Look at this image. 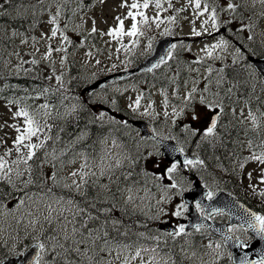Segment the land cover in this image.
Returning <instances> with one entry per match:
<instances>
[{"label": "rangeland", "instance_id": "rangeland-1", "mask_svg": "<svg viewBox=\"0 0 264 264\" xmlns=\"http://www.w3.org/2000/svg\"><path fill=\"white\" fill-rule=\"evenodd\" d=\"M132 2L133 0H103V2L101 0H26L22 4V11L15 13L17 17H25L24 30L2 24V27H8L14 40L12 47L0 46L2 67L12 73H19L26 69L42 71L48 82L58 88L67 89L70 79L64 75L68 68L64 50L71 43H73L70 49L72 57L92 80H96L129 67L132 59L149 51L154 41L161 36L160 34H165L164 31L176 33L178 30L182 35H193V37L175 44L170 59L162 67L168 69L170 63H176L178 61L176 52L181 51L186 58L181 65L183 74L178 75L175 70H172L168 78L169 84L164 85L152 87L145 84L133 85L127 90L118 87L103 88L100 92L90 93L89 99L108 105H119L132 116L142 117L151 122L179 119L183 124L193 122L197 125L200 121L209 120L213 111L219 107V100L215 101L211 98L209 90L211 84L205 77L211 68H219L224 58H230L233 55L238 57L237 47L231 42L234 39L247 44L248 48L252 40L246 38L247 34L253 35L264 51V3L261 0H246L249 4L239 3L237 0L220 1L219 9L207 8V11H204L205 6L200 3L201 7L195 8L193 0H147V8L137 9L130 8ZM135 2L142 5L145 0H135ZM157 3L159 7L156 6ZM228 3L233 4L235 10H229ZM122 4L125 6L121 7ZM257 7L262 8L257 9ZM254 8L256 13L249 10ZM130 10L136 14L137 34L109 36L108 30L117 26L116 17L124 19L125 32L131 28L133 21L131 18L125 19ZM57 11H59L58 16ZM139 13H143L144 23L140 22ZM213 13L216 16L215 28L210 19ZM53 18H55L54 24L51 23ZM176 24L178 25L176 29H170ZM251 27L254 29L252 30ZM53 28L57 29V35L54 38L51 36ZM220 28H225V31L222 32ZM194 31L200 35H194ZM211 34L216 35L211 36ZM192 40L194 43H185ZM222 42L224 46L212 47ZM260 92L264 99V88ZM137 100H139L138 105ZM20 110L21 108L14 103L0 101V158L6 161L8 168L9 162L14 157L20 160L27 156V148L20 146L18 153L14 146L17 135L15 128L25 127L23 117L14 118L15 113ZM97 113L102 123L108 126L113 125L110 120L113 121L114 118L109 110L102 109ZM227 113L244 129L252 128L264 116V102L254 109L245 104L235 109L227 108ZM249 113L255 117V121L250 118ZM196 115L199 119L192 120L191 117ZM159 126L160 123L156 127ZM40 129L36 142L40 141L41 136L47 132L43 126ZM112 140L111 136L103 137L101 146H95L89 154L71 147L73 152L62 158L61 152L52 151L41 162L43 166L41 172L48 186L36 194H31V190L19 189L14 183L23 178V171L28 169L29 160L27 164L21 162L18 170H11L3 179L12 181L19 193L15 196H19L20 201L16 205H11V200L5 201L0 193L2 237L23 230L28 232L33 240H41L45 244L42 235L48 234L55 241L49 240L46 244L42 261L46 259L44 255L49 259L54 257L56 249L62 248L61 245L68 248L74 241L86 240V243L74 245L79 247L80 251L84 248L83 258H89L95 254V258L88 264H97V262L126 264V258L127 264H165V261L167 264H174L166 250L149 248L144 251L143 244L107 243L106 250L100 251L101 248H105V243L92 246V238L88 236L87 230L80 234L76 231L73 234L74 227L64 223L68 218L64 221L59 218L64 215L85 217L84 224L87 220L82 213L77 215V209H73L64 198L58 199L55 188L62 187L82 193L85 183L89 181L97 183L100 178L108 177L111 169L129 165L128 158L116 147L113 148ZM240 141L241 158L231 160L229 166L240 174L243 184H246L249 190L256 189V191L264 192V183L260 182L264 178L262 176L264 164L253 159L257 155L249 141L247 142L243 137ZM25 143H32V141H25ZM151 146L149 143L145 144L144 163L151 168L155 176L149 171L146 174L145 185L126 187L124 191L120 188V191H123V198L131 205H135V208H139L141 213L149 215L152 223L182 217L186 208L182 211V215H174L179 205H183L180 201L182 190L179 186H171L167 180L170 178L168 169L171 166L161 165ZM5 152L9 154L5 156ZM148 153L152 154L148 155ZM18 172L21 175L17 176ZM73 173L76 175H72ZM82 174L86 182H82ZM217 177L215 175V178L209 179L219 182L221 178ZM76 184H81L79 190ZM70 212L73 214L70 215ZM66 235L68 239L65 238ZM4 238H0V242ZM217 245H219L217 241L207 239L190 248H185L189 263L205 264L219 260L223 256V251ZM137 250H140L141 256L132 259ZM44 263L52 264L53 262L44 261Z\"/></svg>", "mask_w": 264, "mask_h": 264}, {"label": "trees", "instance_id": "trees-1", "mask_svg": "<svg viewBox=\"0 0 264 264\" xmlns=\"http://www.w3.org/2000/svg\"><path fill=\"white\" fill-rule=\"evenodd\" d=\"M25 1L8 0L6 4H3V7H0V46L3 47L5 44V42H2L5 40L3 35L7 33V29H3L2 24H8L13 28L23 27L22 23L25 17H17L15 13L22 11V4ZM0 2L3 3V0H0ZM70 49L71 46L65 52L68 68L64 75L66 78L73 80L71 84H68V88L75 91L76 88H80L78 83L87 77L70 56ZM176 65L177 63L171 67ZM2 66L3 64L0 62V101L14 103L27 111L39 127L43 126V129L47 131L46 134L41 136L40 141L36 142V139L39 137L41 130L36 137L31 139L33 144H42V147L33 149L34 156L29 160L28 170L23 171L24 176L21 180L14 182L19 189L31 190V193L36 194L48 186V182L44 179L40 169L43 154L52 151L65 152L68 147L67 144L74 140H76L74 143H77L79 147L90 148L96 142V138L105 133V127L96 124L97 116L89 106L79 103L77 99L75 100L76 104L70 97L61 95L54 88L49 87L40 80L38 75L21 76L11 74ZM224 68L223 73H219L214 79V82L218 85L217 93L223 101L232 104L233 101L239 99L246 102H254L258 99V96L255 95V86L258 84L264 86V82L249 69L245 62L237 65H226ZM158 76L162 77L164 74L159 73ZM70 94L72 97L74 96L72 93ZM235 127L232 121L224 123L220 120L212 135H204L196 141L193 150L200 159L199 163L192 164L193 168L188 165L186 168L178 169L176 177H173L172 180L178 178L182 182L188 183L192 176L197 174L202 178H215V175L220 178L221 176L226 180L225 183L232 182L231 186L225 187L230 193L264 216V193L250 194L252 191L241 187L234 173L224 171L226 161L233 158L237 153ZM112 135L127 143L126 136H123L119 130H116ZM250 135L254 148H259L264 155V119L259 121L257 126L250 131ZM128 147L132 146L128 144ZM16 160L18 159L14 157V161ZM137 164L138 162L134 169L137 168ZM19 166L20 163H10L9 168L18 170ZM132 170L133 166L128 172V176L134 174L135 171ZM113 179L114 176L95 186H92L93 183L91 182L87 183L82 195L59 188H55V190L66 201H73L72 207L77 208L78 206L81 209H86L85 213L94 211L93 215L95 217H89L90 220L86 226L90 228L89 232L94 236H96V230H99L100 234L98 233L97 237H99L101 244L105 243V240L115 244H130L143 238L144 235H157L151 232L148 218L141 217L140 213L129 210L126 203L122 202L120 198V188L130 181L129 178L122 177L120 179L117 176L115 185ZM234 182H238V184ZM0 186V192L5 201L13 199L17 195L12 181L9 183L1 180ZM75 225H78V220ZM74 228L77 229L78 227ZM2 235L0 234V238L5 237L3 243H0V258L2 259L5 256L12 255L19 249L28 247L34 241L29 233L23 230L3 237ZM42 239L55 241L48 234H43ZM16 246H18L17 250L15 249ZM64 256L66 255L64 254ZM60 258L58 260L53 258L54 264H70L69 255L67 258ZM224 261H227L225 264H229L226 258L223 259Z\"/></svg>", "mask_w": 264, "mask_h": 264}, {"label": "water", "instance_id": "water-1", "mask_svg": "<svg viewBox=\"0 0 264 264\" xmlns=\"http://www.w3.org/2000/svg\"><path fill=\"white\" fill-rule=\"evenodd\" d=\"M173 39L163 38L157 41L153 47L151 55H149L136 69L122 73L119 75L112 76L110 79L124 77L131 73L137 71H150L154 68L158 62L165 59ZM249 61L258 72V74L264 79V59H253L249 58ZM87 91V89H86ZM216 118V116H213ZM135 126L140 129V132L145 137H153L150 127L141 122H133ZM160 148L165 156V160L169 162H177L179 165L183 166L186 160L197 159L194 156L184 155L180 153L178 146L171 141H160L157 140ZM193 189L183 195V200L189 205V211L187 213L188 220L184 221L185 229L194 228L198 225H203L213 234L221 237L228 249L232 253V262L234 264H241V261H244V264H250L253 261H264V233L257 231L259 225L251 227L252 223L251 217L256 214L253 210L249 209L247 206L241 202L228 197L224 194H218L211 200L205 201L204 197L206 191L198 185L196 181L193 185ZM192 201L200 203L204 210L207 212L208 216H211L215 213H224L229 217V224H238L240 226L246 227L249 230V234L253 236L254 240L245 248H241L242 242L236 239L232 234L227 232L226 224H217L212 222H207L204 218L199 217L194 207H192ZM159 228L164 230L173 231L169 224H160ZM39 255V248L36 245L31 246L23 255L17 256L13 259H7L2 264H36L35 260Z\"/></svg>", "mask_w": 264, "mask_h": 264}, {"label": "snow or ice", "instance_id": "snow-or-ice-1", "mask_svg": "<svg viewBox=\"0 0 264 264\" xmlns=\"http://www.w3.org/2000/svg\"><path fill=\"white\" fill-rule=\"evenodd\" d=\"M8 2V0H3V3H0V7H3V4H6ZM101 2H103V0H101ZM262 3H264V0H261ZM193 3H194V7L195 8H200L201 7V4H200V0H193ZM125 5H121V7H124ZM157 7H159V3H157L156 5ZM139 7H143V8H147L148 7V3H147V0H145V2L142 4V5H138L135 0H133L132 4L130 5V8L131 9H137ZM227 8L229 10H235V6L231 3H228L227 4ZM204 11H207V5H205V8H204ZM201 15L203 13H200ZM59 15V11H57V16ZM139 15L141 16V23H144L145 20L143 18V13H139ZM127 18H131V20L133 21L132 25H131V28L125 32L124 31V19H121L120 17H116V20H117V26L114 28V29H109L108 30V35L109 36H113V37H119V36H122V35H128V36H134L137 34V23H136V14L133 13V11H129L127 13V17H125V19ZM210 19L212 20L213 22V28L216 27V16H215V13H213L212 16H210ZM51 23H55V18L52 19ZM205 23H207V21H205ZM93 31H95V28H93ZM194 35H200V33L198 32H195L193 33ZM57 35V29L56 28H53L52 29V32H51V36L54 38L56 37ZM66 39V37H65ZM249 39H251V37H249ZM224 46L223 45V42L219 45H213L212 47L213 48H216V47H222ZM175 47V46H173ZM207 51V49H205ZM171 53H169L170 55ZM163 62V61H161ZM59 79V78H57ZM136 104L138 105L139 104V100L136 101ZM249 116L250 118L255 121V117H252L251 116V113H249ZM16 117H23L24 118V125L25 127H23V129L19 128V127H16L15 128V131L17 132V135L15 137V140H14V146L16 147L17 149V152L19 153L20 151V146H23L25 148L28 149L27 151V156L26 158H21L20 160H16V161H13L14 164H19L21 162L27 164V161L28 160H31L34 156V152H33V149H36V148H40L42 147V144H33V143H25V141H31V139L33 137H36L38 132L41 130L39 125L37 124V122L32 118L30 117L29 113L27 111H24L23 109H21L20 111L16 112L15 113V116L14 118ZM192 120H197L199 119V116L196 115V116H192L191 117ZM216 127V119L213 118L211 120V126L207 128V130L205 131L204 135L205 136H210L212 135L213 133V129ZM9 153L8 152H5V156H7ZM253 159L255 160H258L260 161V163L264 164V155H261V156H254ZM185 164H193V161L192 160H186L185 161ZM241 167H243V164H241ZM176 169V165H172V167H170L168 169V172L171 173V172H174ZM11 172V169L8 168L7 166V163L6 161L3 159V158H0V179H3L5 177L8 176V173ZM21 175V173H17V176ZM72 175H76V173H73ZM249 175V178H251V173L248 174ZM262 176H264V174H262ZM81 180L82 182H86L83 180V174L81 175ZM261 183H264V178H262L260 180ZM9 183H11V180L9 179ZM75 183V182H74ZM81 187V184H76V188L77 190H79ZM172 187H176V184L174 183L172 185ZM213 196V193L212 192H208L207 193V198L208 199H211ZM69 204H73L74 202L73 201H69L68 202ZM94 207V205H93ZM197 207L199 208L200 206L197 205ZM185 210V206L184 205H179L177 211L174 213V215L176 216H180L182 215V211ZM83 212H86V209H81L77 206V211H76V214H80V213H83ZM75 220V215L73 217V221ZM251 220H252V223L250 224L251 227H255L256 225H259L257 231L260 232V233H264V216H261V215H253L251 217ZM86 227V226H85ZM73 234L77 231L75 228H73ZM229 232H233L234 229L233 228H229L228 229ZM184 232V228L183 227H180L177 232L175 234H180V233H183ZM89 237L92 236V233L89 232ZM66 239H68L67 235L65 237ZM87 241L86 240H80V241H74L75 244H79V243H86ZM107 241L105 240V248H101L100 251H105L106 248H107ZM210 246V245H209ZM38 247L41 249V252L43 251L44 249V245L43 244H40L38 245ZM61 247H63V245H61ZM125 247H128V246H125ZM217 247H219V245H217ZM75 251L77 253L80 252V248L79 247H76L75 248ZM146 251V250H145ZM155 251V250H153ZM141 256V252L140 250H137L136 253H135V256L132 257V259H135L136 257H140ZM40 257L37 256V260H39ZM97 264H99V262H97ZM126 264H127V258H126ZM165 264H167V262L165 261ZM241 264H244V261L242 260L241 261ZM250 264H256L255 261L253 262H250ZM261 264H264V261H261Z\"/></svg>", "mask_w": 264, "mask_h": 264}, {"label": "flooded vegetation", "instance_id": "flooded-vegetation-1", "mask_svg": "<svg viewBox=\"0 0 264 264\" xmlns=\"http://www.w3.org/2000/svg\"><path fill=\"white\" fill-rule=\"evenodd\" d=\"M243 53H245V51H243ZM199 123H200L201 126H202V124H204L205 122H203V123H202V122H199ZM179 124L183 125L182 122H179ZM208 189L211 190L210 187H208ZM214 217L220 219L222 222L227 221V219H225V216H223V215H216V216H214Z\"/></svg>", "mask_w": 264, "mask_h": 264}, {"label": "bare ground", "instance_id": "bare-ground-1", "mask_svg": "<svg viewBox=\"0 0 264 264\" xmlns=\"http://www.w3.org/2000/svg\"><path fill=\"white\" fill-rule=\"evenodd\" d=\"M262 135V134H261ZM89 201V200H88Z\"/></svg>", "mask_w": 264, "mask_h": 264}]
</instances>
